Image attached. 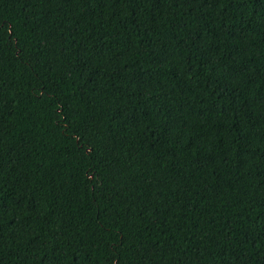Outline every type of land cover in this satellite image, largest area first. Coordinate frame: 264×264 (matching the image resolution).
<instances>
[{
	"label": "trees",
	"instance_id": "obj_1",
	"mask_svg": "<svg viewBox=\"0 0 264 264\" xmlns=\"http://www.w3.org/2000/svg\"><path fill=\"white\" fill-rule=\"evenodd\" d=\"M0 26V264H264V0Z\"/></svg>",
	"mask_w": 264,
	"mask_h": 264
},
{
	"label": "snow or ice",
	"instance_id": "obj_2",
	"mask_svg": "<svg viewBox=\"0 0 264 264\" xmlns=\"http://www.w3.org/2000/svg\"><path fill=\"white\" fill-rule=\"evenodd\" d=\"M0 27H2V26H0ZM95 179H96L95 177H92V180H93V181H95Z\"/></svg>",
	"mask_w": 264,
	"mask_h": 264
}]
</instances>
